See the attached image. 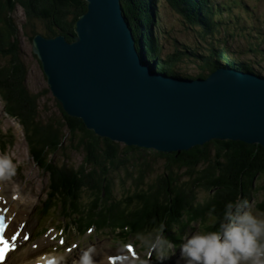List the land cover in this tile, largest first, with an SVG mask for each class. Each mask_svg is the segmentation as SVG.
Instances as JSON below:
<instances>
[{"label":"trees","instance_id":"16d2710c","mask_svg":"<svg viewBox=\"0 0 264 264\" xmlns=\"http://www.w3.org/2000/svg\"><path fill=\"white\" fill-rule=\"evenodd\" d=\"M120 1L137 48L155 71L175 77L203 78L218 67H230L263 76L260 69L252 66L257 65L256 61L240 62L230 57L222 47L210 48L205 56L188 50L186 45L183 50L163 53L159 43L157 1ZM166 1L188 24L202 28V34L212 32L222 22L220 9L206 0ZM17 5L25 14L21 28L29 41L36 33L47 37L62 34L71 41L74 21L86 6L84 0H0V98L7 115L22 126L30 156L40 169L49 174L46 203L39 216L49 210L61 211V232L75 231L82 235L89 229L103 231L111 228L125 243L135 237L159 233L163 225V235L174 244L178 240L173 238V228L184 231L190 224L199 222L205 232L213 231L226 202L247 200L250 203L258 191H261L262 198L256 203V208L264 214V147L259 144L213 139L179 153L156 151L154 154L168 160V172L157 176L144 188L143 177L149 163L145 161L143 152L151 149L124 145L120 150L118 142L88 130L81 119L68 116L57 101L60 116L40 114V93L27 88L28 69L19 56V30L12 17ZM36 19L44 23L39 32L35 28ZM249 51L253 49L249 48L247 53ZM185 54L200 59L197 73L179 71L178 64ZM47 91L48 88L44 92ZM66 129L67 134L64 133ZM65 142L83 152L82 163L78 167L53 161L52 156L65 149ZM129 158L140 160L138 176L134 179L136 190L128 197L115 199L109 174L127 166ZM172 166L186 168L190 175L194 174L192 184H178ZM261 178V184L255 183ZM195 187L208 191L209 198L202 203L195 202ZM85 193L90 197L86 203L83 202ZM206 215L214 219L210 226L205 223ZM147 257H144L145 261Z\"/></svg>","mask_w":264,"mask_h":264},{"label":"water","instance_id":"95a60500","mask_svg":"<svg viewBox=\"0 0 264 264\" xmlns=\"http://www.w3.org/2000/svg\"><path fill=\"white\" fill-rule=\"evenodd\" d=\"M71 41L36 33L32 53L62 110L96 135L172 153L210 140L264 147V77L218 67L206 77L155 71L120 0H84Z\"/></svg>","mask_w":264,"mask_h":264},{"label":"rangeland","instance_id":"374dc122","mask_svg":"<svg viewBox=\"0 0 264 264\" xmlns=\"http://www.w3.org/2000/svg\"><path fill=\"white\" fill-rule=\"evenodd\" d=\"M155 1H157V22L160 28L159 43L163 48V53H170L175 49L183 50V46L186 45L188 50L196 51L200 55L205 56L210 48L219 49L222 47L230 57H234L240 62H247L249 59L256 61L257 65L252 64V66L254 69H260L263 75L261 77H264V0H206L214 8H219L222 15L220 26L207 34H202V28L188 24L184 18L170 7L166 0ZM20 8L19 5L15 6L12 13L17 27H19V22L25 18ZM34 22L36 23V30L38 32L41 31L44 24L43 21L36 19ZM19 34V56L28 69L26 86L31 92L40 93L38 100L39 113L46 116L52 115L56 118L60 116L59 108L49 89L46 93L44 92L48 88L47 82L37 58L32 53L31 41L20 32ZM249 48H252L253 51L247 53ZM200 62L199 58L185 54L182 56L181 63L178 64L179 71L195 74L199 71ZM206 73L207 71H205ZM64 133H68L67 129ZM74 142L75 139L72 140V144ZM63 146L65 149H61L52 156L53 161L57 164L66 163V165L78 167L82 163L83 152L75 149L73 145L67 142L63 143ZM123 146V143L118 142L120 150L123 149ZM150 151L154 150L143 152L145 161L149 163V169L144 173L143 177L144 185L142 187L144 188L145 184L153 182L157 176L168 172V160L165 157L154 154L156 151ZM4 153H8L14 162L19 161L15 175L7 178L6 181H9V184L14 189L22 190L23 201L26 199V201L32 202L30 205H27L29 206L27 220L29 233L11 251L7 261L18 260L26 256L23 263L36 264V261L41 256L59 255L65 264L73 258L80 256L87 248L92 247L95 251L98 249L101 252L108 251L116 257H130L131 261L125 264H137L138 261L144 260V257L147 255V264H183L179 256V246L185 235L195 231L205 232L199 222L190 224L184 231L173 228L172 230L175 233L173 238L178 240V242L174 243L176 247L175 254L170 255L164 260H158L156 253L142 246L140 244V237L132 238L128 243H125L111 228L104 229L103 231L92 229L79 236L75 231L61 235L56 230L63 223L61 211L55 212V210H49L47 214L39 216L42 206L46 203L45 197L49 184V174L40 169L30 156L22 126L15 119L7 115L4 111L3 101L0 98V154ZM128 154L132 155L133 153L128 152ZM135 157L137 158L138 156ZM139 164V159L129 158L127 166H121L110 172L109 175L113 180L112 196L115 199L128 197L136 190L134 179L138 176L137 167ZM172 168L173 175L178 177L176 181L178 184L184 185L187 183V186L192 184L190 182L194 180V174L190 175L186 168L177 169L173 166ZM255 183L261 184L262 178L256 179ZM193 191L196 197L195 202L202 203L210 196V193L204 189L195 187ZM86 195L87 193H85V198L83 196V202L85 203L90 198ZM261 198V191L256 192L248 205L250 211L254 214L264 216L256 208V203ZM205 223L210 226L214 223V219L206 215ZM45 227L49 228L48 231L41 234ZM50 233L51 237L49 236V241L46 245L39 248L34 247L39 240ZM148 235L146 234V236ZM126 244L129 245L127 246Z\"/></svg>","mask_w":264,"mask_h":264},{"label":"clouds","instance_id":"9594fccd","mask_svg":"<svg viewBox=\"0 0 264 264\" xmlns=\"http://www.w3.org/2000/svg\"><path fill=\"white\" fill-rule=\"evenodd\" d=\"M19 161L0 154V180L16 173ZM140 244L157 254L158 260L175 254L176 247L160 232L140 237ZM183 264H264V216L254 214L247 200L226 202L213 231L186 234L179 246ZM78 264H96L95 250H84ZM137 264H147L140 260Z\"/></svg>","mask_w":264,"mask_h":264},{"label":"bare ground","instance_id":"6f19581e","mask_svg":"<svg viewBox=\"0 0 264 264\" xmlns=\"http://www.w3.org/2000/svg\"><path fill=\"white\" fill-rule=\"evenodd\" d=\"M21 191V192H20ZM25 198V195H24ZM32 202L23 201L22 190L14 189L9 184V181L6 179L0 180V212L5 215V223L6 228L4 231L5 241H7L10 245V249L5 257V259L0 264H25L24 257L18 260L7 261L9 254L11 251L18 246L20 242H22L28 235L29 229L27 226V220L29 216V206ZM49 236L51 237V233L48 234L43 239L39 240L34 247L39 248L44 246L49 241ZM12 249V250H11ZM113 254L104 251H100L99 249L95 251V260L96 264H112L109 262V258ZM79 256L73 258L69 262L65 264H78ZM130 257H117L113 264H125L126 262H130ZM37 264H64L61 257L59 255H51V256H41L38 259Z\"/></svg>","mask_w":264,"mask_h":264},{"label":"flooded vegetation","instance_id":"af4514ba","mask_svg":"<svg viewBox=\"0 0 264 264\" xmlns=\"http://www.w3.org/2000/svg\"><path fill=\"white\" fill-rule=\"evenodd\" d=\"M20 9H21V12L24 13L23 10H22V8H20ZM24 17H25V14H24ZM22 20H23V21L19 22V27H17V29L19 30V32H20L21 34H22V28H21V27H22V24H23L25 18L22 19ZM19 35H20V34L18 33V39H19Z\"/></svg>","mask_w":264,"mask_h":264},{"label":"snow or ice","instance_id":"6c2138e0","mask_svg":"<svg viewBox=\"0 0 264 264\" xmlns=\"http://www.w3.org/2000/svg\"><path fill=\"white\" fill-rule=\"evenodd\" d=\"M0 228H3L2 222H0ZM129 251H131V249H129Z\"/></svg>","mask_w":264,"mask_h":264}]
</instances>
